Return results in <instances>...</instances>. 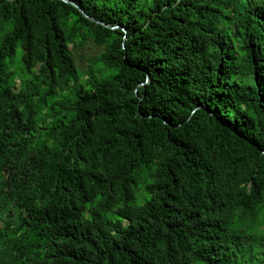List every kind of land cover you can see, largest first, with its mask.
Returning <instances> with one entry per match:
<instances>
[{"label": "trees", "instance_id": "16d2710c", "mask_svg": "<svg viewBox=\"0 0 264 264\" xmlns=\"http://www.w3.org/2000/svg\"><path fill=\"white\" fill-rule=\"evenodd\" d=\"M67 1L0 0V264H264V0Z\"/></svg>", "mask_w": 264, "mask_h": 264}, {"label": "rangeland", "instance_id": "374dc122", "mask_svg": "<svg viewBox=\"0 0 264 264\" xmlns=\"http://www.w3.org/2000/svg\"><path fill=\"white\" fill-rule=\"evenodd\" d=\"M102 51L103 49L91 40L87 41L83 47L73 49L76 65L83 75L88 74L90 70H93L96 78L102 81L110 80L117 75L118 71L116 69L107 68L103 63L97 62ZM20 59L21 49L18 50L13 63V67L17 72L20 70ZM83 79L84 78H82V80Z\"/></svg>", "mask_w": 264, "mask_h": 264}, {"label": "water", "instance_id": "95a60500", "mask_svg": "<svg viewBox=\"0 0 264 264\" xmlns=\"http://www.w3.org/2000/svg\"><path fill=\"white\" fill-rule=\"evenodd\" d=\"M63 1L68 2L67 0H63ZM70 3H71L73 6H75L76 8H78V9L82 12V14H83L85 17H87L88 19H90V20H92V21H94V22H96V23L103 24L102 22H99V21H97V20H95V19L89 17V16H88L87 14H85V12H83V11L81 10V8H80L78 5H76L75 3H72V2H70ZM116 28H118V27H116ZM112 29H115V28H112Z\"/></svg>", "mask_w": 264, "mask_h": 264}]
</instances>
